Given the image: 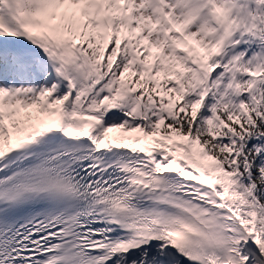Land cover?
I'll use <instances>...</instances> for the list:
<instances>
[{
	"label": "snow or ice",
	"instance_id": "1",
	"mask_svg": "<svg viewBox=\"0 0 264 264\" xmlns=\"http://www.w3.org/2000/svg\"><path fill=\"white\" fill-rule=\"evenodd\" d=\"M0 264H264V0H0Z\"/></svg>",
	"mask_w": 264,
	"mask_h": 264
}]
</instances>
